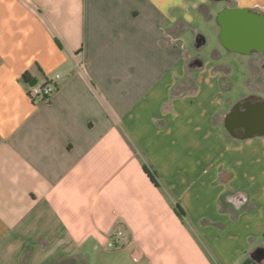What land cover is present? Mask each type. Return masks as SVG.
I'll use <instances>...</instances> for the list:
<instances>
[{
  "label": "crops",
  "instance_id": "1",
  "mask_svg": "<svg viewBox=\"0 0 264 264\" xmlns=\"http://www.w3.org/2000/svg\"><path fill=\"white\" fill-rule=\"evenodd\" d=\"M224 7L264 0H0V264H264V51Z\"/></svg>",
  "mask_w": 264,
  "mask_h": 264
},
{
  "label": "water",
  "instance_id": "2",
  "mask_svg": "<svg viewBox=\"0 0 264 264\" xmlns=\"http://www.w3.org/2000/svg\"><path fill=\"white\" fill-rule=\"evenodd\" d=\"M216 21L221 28L220 41L228 50L242 54L264 51L263 11L247 7H224L219 10ZM203 41V36L197 38V44ZM242 121L246 123L245 119ZM232 200L241 203L238 194Z\"/></svg>",
  "mask_w": 264,
  "mask_h": 264
},
{
  "label": "built area",
  "instance_id": "3",
  "mask_svg": "<svg viewBox=\"0 0 264 264\" xmlns=\"http://www.w3.org/2000/svg\"><path fill=\"white\" fill-rule=\"evenodd\" d=\"M59 78L60 74L55 73L52 76L44 77L41 81L34 80L32 82H26L24 79H22V82L30 99L47 100L57 89V81ZM125 236L126 234L123 230L114 231L107 239L105 247L112 249L120 246L121 242L125 239ZM132 258L134 260L139 259V254L137 251L132 252Z\"/></svg>",
  "mask_w": 264,
  "mask_h": 264
},
{
  "label": "rangeland",
  "instance_id": "4",
  "mask_svg": "<svg viewBox=\"0 0 264 264\" xmlns=\"http://www.w3.org/2000/svg\"><path fill=\"white\" fill-rule=\"evenodd\" d=\"M194 26L200 29V31H206V25L204 26V24L200 21H195ZM207 38L208 41L205 43V45L202 48L200 49L192 48V51L194 53L198 51V53H200L201 55L206 56L208 47L212 46L215 43L214 38L208 32H207ZM262 63L264 64V60L263 62H260V64ZM228 65L230 66V72L228 73L227 76L233 84L232 91H234V93L236 94L240 92L242 93L245 90V85L243 80L245 79L246 70L242 66L237 64L235 61L229 62ZM257 71L259 72L260 75L264 76V69L261 70V68L259 67V69L257 68Z\"/></svg>",
  "mask_w": 264,
  "mask_h": 264
},
{
  "label": "trees",
  "instance_id": "5",
  "mask_svg": "<svg viewBox=\"0 0 264 264\" xmlns=\"http://www.w3.org/2000/svg\"><path fill=\"white\" fill-rule=\"evenodd\" d=\"M58 43V42H57ZM23 79L26 81V82H32L34 81V79L30 76L29 73H25L23 75ZM173 210L175 212V214L179 217L180 220L184 221V214L182 212V210L179 208L178 205H174L173 206ZM252 255L257 258V259H262L264 258V248L263 247H258L256 249H254V251L252 252ZM247 262H245L246 264Z\"/></svg>",
  "mask_w": 264,
  "mask_h": 264
}]
</instances>
